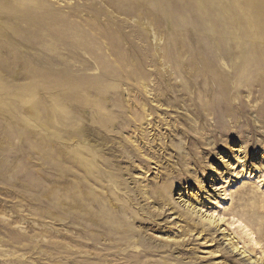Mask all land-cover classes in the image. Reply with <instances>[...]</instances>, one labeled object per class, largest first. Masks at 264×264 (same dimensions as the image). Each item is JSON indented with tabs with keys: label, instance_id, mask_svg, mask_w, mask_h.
<instances>
[{
	"label": "rangeland",
	"instance_id": "1",
	"mask_svg": "<svg viewBox=\"0 0 264 264\" xmlns=\"http://www.w3.org/2000/svg\"><path fill=\"white\" fill-rule=\"evenodd\" d=\"M262 170L264 0H0V264H264Z\"/></svg>",
	"mask_w": 264,
	"mask_h": 264
},
{
	"label": "bare ground",
	"instance_id": "2",
	"mask_svg": "<svg viewBox=\"0 0 264 264\" xmlns=\"http://www.w3.org/2000/svg\"><path fill=\"white\" fill-rule=\"evenodd\" d=\"M258 82V81H257ZM263 83V82H262ZM262 176H264V171L262 170ZM240 194L243 196V197H246V194L247 192L246 191H240ZM247 198L250 199H254L255 200V196H250L249 194L247 195ZM218 204H220L221 202L220 201H217ZM252 205H254V203H252ZM255 207V206H254ZM257 213L256 214H259V215H262L261 213H259L258 211H256ZM229 214V213H228ZM232 214V212L230 213ZM232 216V222L231 224H234L236 222H238V227L239 228H242V230H244V232L247 234L249 240L254 243L255 245H258L259 244V241L257 240V237L255 236V233L253 231H251L250 228H248V226L240 219L237 217L236 219V214L234 215H231ZM222 219V218H221Z\"/></svg>",
	"mask_w": 264,
	"mask_h": 264
}]
</instances>
